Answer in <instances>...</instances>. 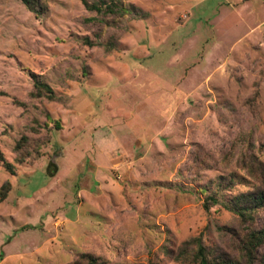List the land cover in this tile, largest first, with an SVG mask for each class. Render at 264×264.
Listing matches in <instances>:
<instances>
[{
    "label": "rangeland",
    "instance_id": "1",
    "mask_svg": "<svg viewBox=\"0 0 264 264\" xmlns=\"http://www.w3.org/2000/svg\"><path fill=\"white\" fill-rule=\"evenodd\" d=\"M125 2L140 13L105 27L81 0H46L40 18L0 0V150L15 167L0 163V188L13 186L0 203V264L83 253L187 264L179 249L196 237L245 264L246 236L264 226V211L243 224L206 210L200 193L232 172L247 181L231 194L264 186V163L257 179L249 170L264 160V0ZM32 74L58 99H33Z\"/></svg>",
    "mask_w": 264,
    "mask_h": 264
},
{
    "label": "trees",
    "instance_id": "2",
    "mask_svg": "<svg viewBox=\"0 0 264 264\" xmlns=\"http://www.w3.org/2000/svg\"><path fill=\"white\" fill-rule=\"evenodd\" d=\"M25 6L32 11L36 17L44 16L48 11L46 0H21ZM86 9L90 12H96L100 20L104 22L105 27L121 25L127 16L139 14L140 10L131 3H126L125 0H81ZM82 42L88 46L101 45L107 52H112L118 49L119 41L116 36H109L103 42H95L88 36L82 38ZM34 90L31 97L36 100L47 99L55 101L58 99L51 84L43 77V75L32 74ZM48 122L55 123L56 129L59 128V120L53 119L47 113ZM33 142L27 136H22L16 144V151L20 154L29 156ZM34 150H38L35 147ZM26 151V152H24ZM23 158V159H24ZM22 159V161H24ZM0 163L10 173H15V167L10 163L3 152L0 150ZM255 166H249L251 176L257 179L255 168L262 166L264 160L254 161ZM54 167V172L58 171V166L55 162L49 164V169ZM53 172V173H54ZM52 173V175H53ZM247 177L241 176L235 172L228 175H221L215 184V189L211 190L208 187L200 189V193L205 196L203 206L206 210H211L215 206L222 207L228 212L233 213L237 219L245 224H256L261 213L264 211V186H253L246 192L231 194L234 187L244 184ZM13 189L12 183L6 181L0 188V203L4 202L10 195ZM264 248V226L260 229L250 228V232L246 236V243L242 260L245 264H264V255L261 256L260 250ZM178 261L187 264H242L239 259L230 258L227 255L220 254L217 250L211 249L203 242L202 237L192 238L186 241L179 249L177 256ZM69 264H107L105 260L90 253L81 254L77 260ZM158 264V263H153Z\"/></svg>",
    "mask_w": 264,
    "mask_h": 264
}]
</instances>
